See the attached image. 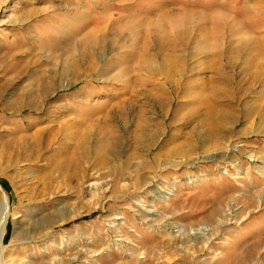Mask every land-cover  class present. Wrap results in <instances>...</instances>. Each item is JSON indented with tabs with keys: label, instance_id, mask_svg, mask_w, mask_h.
<instances>
[{
	"label": "rangeland",
	"instance_id": "obj_1",
	"mask_svg": "<svg viewBox=\"0 0 264 264\" xmlns=\"http://www.w3.org/2000/svg\"><path fill=\"white\" fill-rule=\"evenodd\" d=\"M0 264H264V0H0Z\"/></svg>",
	"mask_w": 264,
	"mask_h": 264
},
{
	"label": "bare ground",
	"instance_id": "obj_2",
	"mask_svg": "<svg viewBox=\"0 0 264 264\" xmlns=\"http://www.w3.org/2000/svg\"><path fill=\"white\" fill-rule=\"evenodd\" d=\"M185 34L186 33H184V32H180V37H179V44H180V46L181 47H184V44H186L187 43V41H186V39H184V36H185ZM204 41V40H203ZM209 41H210V38H209ZM215 42V41H214ZM216 42H217V40H216ZM238 43V42H237ZM241 43V42H240ZM175 44V43H174ZM207 44V43H206ZM242 44V43H241ZM217 45V44H216ZM216 47V46H215ZM242 47V46H241ZM216 52H219V53H217V56L218 55H220V56H223V55H221L222 54V51H221V49L219 48L218 49V51H216ZM175 57H178L180 60H181V57L179 56V55H175ZM231 58V57H230ZM177 60V59H176ZM179 60V61H180ZM174 61V60H173ZM171 62L170 63V65L171 66H173L174 68H176L178 71H180L179 69H178V65H176V62ZM220 64H217L216 65V67H215V70L216 71H218L219 69H220ZM170 67V66H169ZM258 73V72H257ZM255 74L254 76L256 77V78H259V74ZM261 76V75H260ZM253 78V77H252ZM255 78V79H256ZM149 138H151V139H153L152 141H150L149 140ZM155 138H156V135H154V134H148V137L146 138V140H148L146 143L148 144L147 146H148V148H147V150H150L154 145H155ZM145 145V144H144ZM101 148V149H100ZM88 151H89V149H88V147H87V143H85V140L83 139V138H80V139H78L76 142H75V146H73V149L71 150V152H72V154H70L69 156H68V158H67V160L64 162V163H66L65 165L64 164H62L61 165V161H59V162H57L55 165H52V167H51V169L50 170H48L47 171V173L48 174H50V172L51 171H55V172H58V173H61V172H63V170L64 169H66V166L68 165V167L70 166V165H74V166H76V164H79V161L81 160L80 158H82V160H87V155H88ZM144 151V150H143ZM174 151V150H173ZM172 151V153H174ZM107 152H108V146H106V145H101V146H99L97 149H96V152L94 153V152H90L91 154H94V156H95V160H94V163L96 164V166H98V165H101V166H104V165H106V164H108V173L110 174L111 172H114L115 171V169L117 168L116 167V165H114V164H112V165H109V163H110V160H109V158H108V156H107ZM76 154H78V159L75 157L76 156ZM80 155V156H79ZM164 156V153L163 152H155V153H153V154H151V156H150V162L149 163H151V160L152 161H154L155 162V166L157 167V165L159 164V163H161V156ZM75 163V164H74ZM116 163V162H115ZM158 163V164H157ZM148 168H151V167H148ZM54 172V173H55ZM53 173V174H54ZM75 177V176H74ZM73 177V178H74ZM142 177V176H141ZM52 179V178H51ZM112 182H113V180H112ZM5 202V201H4ZM3 208H2V210L3 209H5V206L3 205L2 206ZM143 217V216H142ZM146 217V216H145Z\"/></svg>",
	"mask_w": 264,
	"mask_h": 264
},
{
	"label": "trees",
	"instance_id": "obj_3",
	"mask_svg": "<svg viewBox=\"0 0 264 264\" xmlns=\"http://www.w3.org/2000/svg\"><path fill=\"white\" fill-rule=\"evenodd\" d=\"M1 185L4 187V185L1 183Z\"/></svg>",
	"mask_w": 264,
	"mask_h": 264
}]
</instances>
